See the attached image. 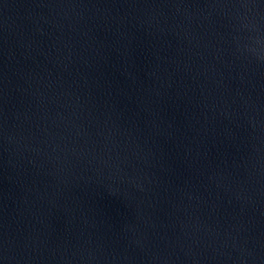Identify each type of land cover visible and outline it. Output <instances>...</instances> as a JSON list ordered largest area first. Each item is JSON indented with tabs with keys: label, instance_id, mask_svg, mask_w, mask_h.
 I'll list each match as a JSON object with an SVG mask.
<instances>
[{
	"label": "water",
	"instance_id": "1",
	"mask_svg": "<svg viewBox=\"0 0 264 264\" xmlns=\"http://www.w3.org/2000/svg\"><path fill=\"white\" fill-rule=\"evenodd\" d=\"M0 264H264V0H0Z\"/></svg>",
	"mask_w": 264,
	"mask_h": 264
}]
</instances>
